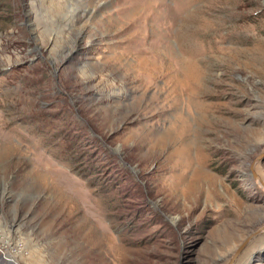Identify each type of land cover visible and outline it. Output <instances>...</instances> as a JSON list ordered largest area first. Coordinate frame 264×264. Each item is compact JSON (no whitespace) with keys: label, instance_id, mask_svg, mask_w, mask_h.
<instances>
[{"label":"rangeland","instance_id":"obj_1","mask_svg":"<svg viewBox=\"0 0 264 264\" xmlns=\"http://www.w3.org/2000/svg\"><path fill=\"white\" fill-rule=\"evenodd\" d=\"M263 153L264 0H0V264H264Z\"/></svg>","mask_w":264,"mask_h":264},{"label":"water","instance_id":"obj_2","mask_svg":"<svg viewBox=\"0 0 264 264\" xmlns=\"http://www.w3.org/2000/svg\"><path fill=\"white\" fill-rule=\"evenodd\" d=\"M264 160V153L257 158V160H255V162L251 165V172L252 175L255 179H258L261 184L264 186L263 181H261V179L259 178V176L257 175L256 171H255V165L257 164L258 161ZM247 245V242L244 243L235 253V255L232 257V259L230 260V262L228 264H234L235 260L237 259V257L240 255V253L243 251V249L245 248V246Z\"/></svg>","mask_w":264,"mask_h":264},{"label":"bare ground","instance_id":"obj_3","mask_svg":"<svg viewBox=\"0 0 264 264\" xmlns=\"http://www.w3.org/2000/svg\"><path fill=\"white\" fill-rule=\"evenodd\" d=\"M195 177H196V180H195V182H194V178H192L191 179V182H189V185L191 186V189L192 190H195L197 187H198V182H200V181H204V179L205 178H207V174L206 173H204L203 171H200V170H198V171H196V175H195ZM180 180V179H179ZM202 181V182H203ZM200 185V184H199Z\"/></svg>","mask_w":264,"mask_h":264}]
</instances>
